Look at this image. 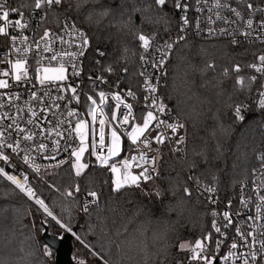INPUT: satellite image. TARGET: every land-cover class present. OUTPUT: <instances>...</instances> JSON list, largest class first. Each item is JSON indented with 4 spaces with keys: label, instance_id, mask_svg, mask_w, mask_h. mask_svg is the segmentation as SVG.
I'll return each mask as SVG.
<instances>
[{
    "label": "snow or ice",
    "instance_id": "snow-or-ice-1",
    "mask_svg": "<svg viewBox=\"0 0 264 264\" xmlns=\"http://www.w3.org/2000/svg\"><path fill=\"white\" fill-rule=\"evenodd\" d=\"M0 179L76 264H264V0H0Z\"/></svg>",
    "mask_w": 264,
    "mask_h": 264
},
{
    "label": "trees",
    "instance_id": "trees-1",
    "mask_svg": "<svg viewBox=\"0 0 264 264\" xmlns=\"http://www.w3.org/2000/svg\"><path fill=\"white\" fill-rule=\"evenodd\" d=\"M202 46H205L209 49L212 48V45L215 43L217 47H221L219 41H201L197 40ZM183 72L181 71L175 77V88L174 95L179 96L181 100H184V92L187 91L185 83L182 79ZM197 79L199 77H196ZM173 75L170 74L168 83L172 85ZM203 91V90H201ZM175 103V100L173 101ZM210 107V105H205V109ZM99 175V170H93ZM67 176L61 174L57 177V183H64L67 181ZM7 182L0 179V193L7 191L5 184ZM44 195L48 197L46 201L49 203L50 207L53 209L54 214L60 215L62 209L60 207V201L58 199V194L55 192H49L47 189H44ZM17 205L7 202L5 198L0 196V207L5 209L3 215H0V261H3L4 264H37L36 257L39 255V250H42V247L45 243L42 240V234L44 232L45 226L49 227L51 234L61 237L65 234V231L52 221L51 218L45 219L42 213H36L34 216L25 217L23 223H20L14 219L13 208ZM210 217L204 218L205 224H210ZM86 218L82 219L80 215H75L71 220V226L75 232L81 236L86 235L87 225L85 223ZM26 225V226H25ZM151 233H149L150 235ZM181 235L189 240H193L199 235V224L194 218L191 222L187 223L185 229L182 231ZM118 239L124 240V237H119ZM96 244L97 248L100 247L99 243L96 240L92 241ZM140 241L132 236H129L126 241L128 248H132L137 245ZM74 251L73 254L76 256H85L87 255L86 250L82 245L74 238L73 240ZM31 254V255H30ZM48 258V257H47ZM47 258L41 257L45 262L48 261ZM90 258V257H89ZM95 258V257H93ZM113 259L121 260L120 256H114ZM123 264H131L127 258H124Z\"/></svg>",
    "mask_w": 264,
    "mask_h": 264
},
{
    "label": "water",
    "instance_id": "water-1",
    "mask_svg": "<svg viewBox=\"0 0 264 264\" xmlns=\"http://www.w3.org/2000/svg\"><path fill=\"white\" fill-rule=\"evenodd\" d=\"M74 238L75 237L68 232H66L62 237L55 236L50 233L47 225L45 226L42 234L43 242L56 252L55 264H74Z\"/></svg>",
    "mask_w": 264,
    "mask_h": 264
},
{
    "label": "rangeland",
    "instance_id": "rangeland-1",
    "mask_svg": "<svg viewBox=\"0 0 264 264\" xmlns=\"http://www.w3.org/2000/svg\"><path fill=\"white\" fill-rule=\"evenodd\" d=\"M65 233H66V232H65ZM62 236H63V235H62ZM62 236H61V237H62ZM45 246H47V245L45 244V245L42 247V249H43ZM48 247H49V246H48ZM49 248H50V247H49ZM50 249H51V248H50ZM51 251H52V256L47 258L48 261L46 262V264H55V256H56V252H55V250H53V249H51ZM77 257H78V256L75 257V255L73 254L74 264H76V258H77ZM89 259L93 262V264H100V262L97 261L96 258L90 257Z\"/></svg>",
    "mask_w": 264,
    "mask_h": 264
},
{
    "label": "built area",
    "instance_id": "built-area-1",
    "mask_svg": "<svg viewBox=\"0 0 264 264\" xmlns=\"http://www.w3.org/2000/svg\"><path fill=\"white\" fill-rule=\"evenodd\" d=\"M196 40H200V38L197 37ZM125 143L127 144V141H126V140H125ZM221 207H222V206H221Z\"/></svg>",
    "mask_w": 264,
    "mask_h": 264
}]
</instances>
